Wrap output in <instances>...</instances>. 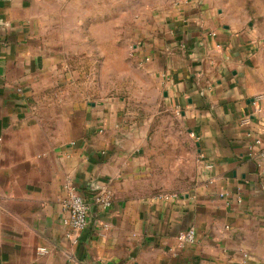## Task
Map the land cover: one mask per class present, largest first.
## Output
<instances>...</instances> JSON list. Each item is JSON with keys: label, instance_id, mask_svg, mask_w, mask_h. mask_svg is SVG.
<instances>
[{"label": "crops", "instance_id": "crops-1", "mask_svg": "<svg viewBox=\"0 0 264 264\" xmlns=\"http://www.w3.org/2000/svg\"><path fill=\"white\" fill-rule=\"evenodd\" d=\"M88 2L0 0V264H264V1L145 5L112 55Z\"/></svg>", "mask_w": 264, "mask_h": 264}, {"label": "rangeland", "instance_id": "rangeland-1", "mask_svg": "<svg viewBox=\"0 0 264 264\" xmlns=\"http://www.w3.org/2000/svg\"><path fill=\"white\" fill-rule=\"evenodd\" d=\"M88 7H89V17H96L103 18L101 20V23L99 25H96L95 23L90 22V27L93 26L92 30L94 32L96 31H103L106 43L105 48L110 50V54L112 55V47L110 44L107 43V38L111 36L113 33L117 32V29L120 30V33L122 35V39L129 36L130 33V22L133 21L134 17L141 15L144 10H147L145 8V5L157 3V2H163L168 0H105L104 9H100L96 6L95 1L89 0ZM260 9H263L260 5L263 6L262 2L264 0H254ZM98 9V10H97ZM91 20V19H90ZM132 31V30H131ZM124 41V40H123ZM123 44V43H122ZM131 50V48H130ZM123 54L121 53V57ZM125 72H127V69H121ZM125 72H122V76L125 75ZM108 84V82H106ZM90 96L92 95H100L104 94L103 96H110L113 94V89L111 87H106L102 89H94L93 87H90L89 89ZM122 95H125V93H122ZM127 96V94H126ZM163 118L155 120L156 125L154 129L160 128L164 125Z\"/></svg>", "mask_w": 264, "mask_h": 264}, {"label": "built area", "instance_id": "built-area-1", "mask_svg": "<svg viewBox=\"0 0 264 264\" xmlns=\"http://www.w3.org/2000/svg\"><path fill=\"white\" fill-rule=\"evenodd\" d=\"M247 123V122H246ZM260 162L264 163V152L260 153L258 156ZM260 166H262L260 164ZM92 192V202L94 204L100 205L104 208H109L112 206V199L109 192H99V189ZM222 198L226 195L222 194ZM63 206L66 212V216L63 219V225L67 228L66 236L73 241L74 244H78L80 234L88 228L89 226V213L91 210V202L85 196L79 194L74 187L70 189L69 197L64 200ZM178 241L181 245H194L197 243V233L195 229L191 228L183 231L178 235ZM248 255H244V262L242 264H247L246 260Z\"/></svg>", "mask_w": 264, "mask_h": 264}]
</instances>
